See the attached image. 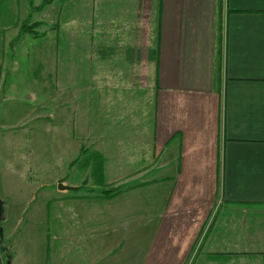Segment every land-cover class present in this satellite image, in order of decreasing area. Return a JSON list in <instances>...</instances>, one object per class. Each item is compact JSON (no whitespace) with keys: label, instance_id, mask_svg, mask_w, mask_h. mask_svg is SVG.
Masks as SVG:
<instances>
[{"label":"crops","instance_id":"obj_1","mask_svg":"<svg viewBox=\"0 0 264 264\" xmlns=\"http://www.w3.org/2000/svg\"><path fill=\"white\" fill-rule=\"evenodd\" d=\"M42 1L0 0V109L22 96L38 160L0 167L7 260L264 264V0H53L38 27Z\"/></svg>","mask_w":264,"mask_h":264},{"label":"rangeland","instance_id":"obj_2","mask_svg":"<svg viewBox=\"0 0 264 264\" xmlns=\"http://www.w3.org/2000/svg\"><path fill=\"white\" fill-rule=\"evenodd\" d=\"M52 1L53 0L46 2L44 0L42 1V4L39 3L38 7L34 11H32L31 16L28 18V22L34 25L39 23L38 27L41 24V22L45 23L47 16H49V14H47L46 12H42V10L41 11L39 10L42 9L41 7L43 5H45L46 3L52 2ZM50 17H52V15H50ZM29 28H31V26ZM47 30L41 31V29L39 28L37 29V27H35L33 31L31 32L33 33L34 36L35 35L40 36L41 33H47ZM35 91L38 93L41 92L39 88L35 89ZM5 97H8V96L0 95L1 100H3ZM9 97H15V96H9ZM26 97L31 101L34 99V101L32 102L33 104H31L30 108L25 113H28V114L40 113L39 109H41L43 102H42V98H39V94L31 95L30 98L29 96H26ZM42 97L44 98L46 96L42 95ZM7 104H8V107L3 106L4 107L3 111H1L0 109V120L2 119L0 121V167L2 168H5V166L11 167L13 166V164L17 168L21 166H23L26 169H28L29 167L31 168L33 167L34 168L33 174L35 175V172H36L35 167H37L38 160L37 158H35V155H33L32 153L33 148L30 147V143L27 141L28 135L25 137L26 140L24 139L23 141H20V142H16V140L10 139L11 137L16 138L18 137V135L25 136V133L27 131V128L22 127V126H14V125L8 126L10 123H14L16 120L20 121L19 119L24 115L23 107L17 108L19 105L23 104L22 96L20 94H17L16 99ZM6 123L8 124L6 125ZM30 129L34 134H40L41 132L40 127H30ZM27 177H28V174H27ZM118 186L120 185L119 184L111 185V187L113 188L118 187ZM2 224H3V221L0 222V225ZM5 247L6 246H4L3 244H0V264H6V261H7V254L9 253V251ZM21 252H23V248H21Z\"/></svg>","mask_w":264,"mask_h":264},{"label":"water","instance_id":"obj_3","mask_svg":"<svg viewBox=\"0 0 264 264\" xmlns=\"http://www.w3.org/2000/svg\"><path fill=\"white\" fill-rule=\"evenodd\" d=\"M58 188L62 190H76L77 189V187L62 184L61 180L58 182ZM4 204H5V201L0 196V222L3 220V217H4ZM1 237H2V229H1ZM6 264H11L10 256H8V260L6 261Z\"/></svg>","mask_w":264,"mask_h":264},{"label":"trees","instance_id":"obj_4","mask_svg":"<svg viewBox=\"0 0 264 264\" xmlns=\"http://www.w3.org/2000/svg\"><path fill=\"white\" fill-rule=\"evenodd\" d=\"M45 1L48 2L50 0H45ZM25 29H24V31H25ZM35 37H37V35H35ZM120 190L121 189H119L118 187H115V188L107 187V188H104V189L101 190V194H102V196H113V195L117 194Z\"/></svg>","mask_w":264,"mask_h":264}]
</instances>
